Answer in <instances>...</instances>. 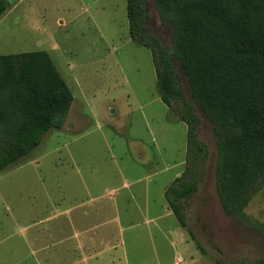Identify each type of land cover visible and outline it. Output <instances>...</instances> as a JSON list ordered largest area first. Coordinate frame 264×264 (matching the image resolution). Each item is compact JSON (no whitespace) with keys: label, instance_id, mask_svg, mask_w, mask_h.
Masks as SVG:
<instances>
[{"label":"rangeland","instance_id":"obj_1","mask_svg":"<svg viewBox=\"0 0 264 264\" xmlns=\"http://www.w3.org/2000/svg\"><path fill=\"white\" fill-rule=\"evenodd\" d=\"M6 1L0 54L46 51L73 99L62 128L47 131L37 147L0 170L2 237L18 228L14 219L23 223L46 215L45 205L76 202L90 212L80 223L114 221L111 240L108 226L96 230L103 245L95 252L105 254L95 264H111L112 253V264H259L264 185L246 209L248 218L224 214L214 184L212 124L175 57L184 97L199 117L197 137L207 148L203 176L185 201L200 247L169 208L164 191L184 170L187 126L159 97L151 50L129 36L126 0ZM145 25L172 51L171 28L152 0H146ZM10 206L14 212L5 210ZM109 241L119 243L110 253ZM8 243L0 246V264L17 260L7 257Z\"/></svg>","mask_w":264,"mask_h":264},{"label":"trees","instance_id":"obj_2","mask_svg":"<svg viewBox=\"0 0 264 264\" xmlns=\"http://www.w3.org/2000/svg\"><path fill=\"white\" fill-rule=\"evenodd\" d=\"M152 2L171 28L172 51L146 29V0H126L129 36L151 50L159 97L187 126L184 170L164 197L195 241L185 201L203 176L207 148L197 137L199 117L184 97L173 58L212 124L221 209L244 220L245 206L264 185V0ZM6 9L0 0V16ZM72 99L46 51L0 54V170L37 147L47 131L62 128Z\"/></svg>","mask_w":264,"mask_h":264},{"label":"crops","instance_id":"obj_3","mask_svg":"<svg viewBox=\"0 0 264 264\" xmlns=\"http://www.w3.org/2000/svg\"><path fill=\"white\" fill-rule=\"evenodd\" d=\"M119 191L112 194V202H117L119 199ZM108 201L110 200L108 199ZM249 203L244 208L245 212ZM112 206L115 211V204L113 203ZM45 208L48 212L43 217H31L30 220L23 223L21 219H14L13 222L18 224L15 232L3 235V237L0 233V246L9 241L7 257H17V260H12L10 264H27L28 261H32L33 264H95V261H99L101 256H104L105 253L95 252L96 249H100L99 246L103 245V241L101 242L96 236L98 233L96 230L98 227L108 226V240H111L110 235L112 234L109 225L114 221H111L110 216L102 219L101 223H98L99 226L95 227L94 222L90 225L80 223L89 216L90 212L85 211L84 207L79 206L76 202H69L65 205L56 202L52 205H45ZM5 210L14 212L12 206ZM262 210L264 211V208ZM94 212L95 210L92 213ZM114 215L118 225L121 216L118 218L117 213ZM120 225L122 224L120 223ZM13 238H16L15 246L11 245ZM112 244L109 241V253L119 243L112 242ZM115 258L116 256L112 253L109 258L111 264L114 263Z\"/></svg>","mask_w":264,"mask_h":264}]
</instances>
